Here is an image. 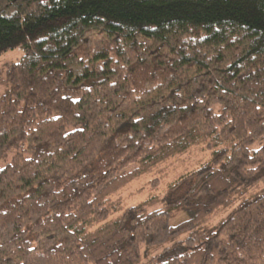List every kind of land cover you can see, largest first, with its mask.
<instances>
[{"label": "trees", "instance_id": "obj_1", "mask_svg": "<svg viewBox=\"0 0 264 264\" xmlns=\"http://www.w3.org/2000/svg\"><path fill=\"white\" fill-rule=\"evenodd\" d=\"M14 49L0 264H264V0H0ZM199 145L160 196L111 200Z\"/></svg>", "mask_w": 264, "mask_h": 264}, {"label": "rangeland", "instance_id": "obj_2", "mask_svg": "<svg viewBox=\"0 0 264 264\" xmlns=\"http://www.w3.org/2000/svg\"><path fill=\"white\" fill-rule=\"evenodd\" d=\"M22 50L14 49L0 55V77L6 75L7 67L10 63L16 61L21 55ZM3 87H0V94L3 93ZM12 152L7 153L4 159L0 160V167H3L10 159ZM209 158V152L202 145L192 147L188 152L177 156L167 162L156 166L148 174H144L139 178L131 181L125 187L111 196V200L117 202L118 208H123L130 205L139 204L151 196H160L166 186L179 178L181 175L191 172L198 168L202 163ZM157 180V185L152 186V181ZM153 207H159L155 204ZM218 214V213H217ZM223 213L214 216L211 223H215ZM186 214L171 220L174 224L182 218H186Z\"/></svg>", "mask_w": 264, "mask_h": 264}]
</instances>
